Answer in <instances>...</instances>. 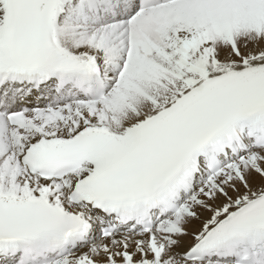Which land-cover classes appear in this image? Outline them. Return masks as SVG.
I'll return each instance as SVG.
<instances>
[{
    "label": "snow or ice",
    "instance_id": "obj_1",
    "mask_svg": "<svg viewBox=\"0 0 264 264\" xmlns=\"http://www.w3.org/2000/svg\"><path fill=\"white\" fill-rule=\"evenodd\" d=\"M0 264H264V0H0Z\"/></svg>",
    "mask_w": 264,
    "mask_h": 264
}]
</instances>
